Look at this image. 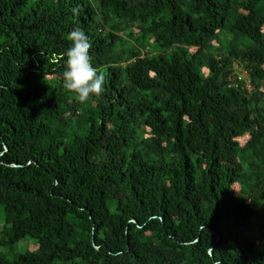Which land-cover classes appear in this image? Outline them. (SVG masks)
<instances>
[{
  "label": "trees",
  "instance_id": "1",
  "mask_svg": "<svg viewBox=\"0 0 264 264\" xmlns=\"http://www.w3.org/2000/svg\"><path fill=\"white\" fill-rule=\"evenodd\" d=\"M0 209V264H264V0H0Z\"/></svg>",
  "mask_w": 264,
  "mask_h": 264
},
{
  "label": "clouds",
  "instance_id": "2",
  "mask_svg": "<svg viewBox=\"0 0 264 264\" xmlns=\"http://www.w3.org/2000/svg\"><path fill=\"white\" fill-rule=\"evenodd\" d=\"M71 46L65 52L64 71L61 74L62 87L74 93L80 102L100 95L104 91L105 76L93 67L89 55L92 47L87 34L79 27L68 34Z\"/></svg>",
  "mask_w": 264,
  "mask_h": 264
},
{
  "label": "rangeland",
  "instance_id": "3",
  "mask_svg": "<svg viewBox=\"0 0 264 264\" xmlns=\"http://www.w3.org/2000/svg\"><path fill=\"white\" fill-rule=\"evenodd\" d=\"M234 73L238 77H240L242 80L246 78V74L239 67H237V65H234ZM246 84H247V87H249L248 90H250L249 84L248 83H246ZM3 218H4L3 213L0 209V234H1L3 227H4V219ZM35 246H36L35 240H33L31 238H25L24 240H22L21 242H19L18 244L15 245V247L12 249V252H10L11 250H9V249H0V253L7 254L9 259H13L16 255H21L27 251L32 250Z\"/></svg>",
  "mask_w": 264,
  "mask_h": 264
},
{
  "label": "built area",
  "instance_id": "4",
  "mask_svg": "<svg viewBox=\"0 0 264 264\" xmlns=\"http://www.w3.org/2000/svg\"><path fill=\"white\" fill-rule=\"evenodd\" d=\"M238 77V76H237ZM238 80L240 81L241 80V78L240 77H238ZM247 88H249V87H247Z\"/></svg>",
  "mask_w": 264,
  "mask_h": 264
}]
</instances>
